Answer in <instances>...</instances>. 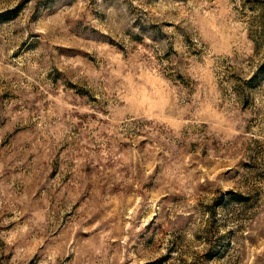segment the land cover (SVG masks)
<instances>
[{
	"label": "rangeland",
	"instance_id": "obj_1",
	"mask_svg": "<svg viewBox=\"0 0 264 264\" xmlns=\"http://www.w3.org/2000/svg\"><path fill=\"white\" fill-rule=\"evenodd\" d=\"M0 264H264V0H0Z\"/></svg>",
	"mask_w": 264,
	"mask_h": 264
}]
</instances>
